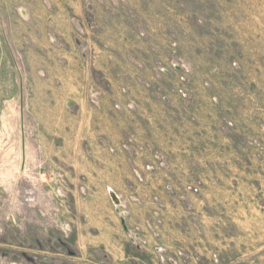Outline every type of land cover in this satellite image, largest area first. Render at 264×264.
<instances>
[{"label": "rangeland", "instance_id": "rangeland-1", "mask_svg": "<svg viewBox=\"0 0 264 264\" xmlns=\"http://www.w3.org/2000/svg\"><path fill=\"white\" fill-rule=\"evenodd\" d=\"M72 49L85 73L55 64ZM84 98L96 112L79 115ZM147 173L170 192L195 178L184 189L226 221L232 264H264V0H0V264H85L62 225L77 197H94L107 238L144 245L108 188ZM163 223L156 208L144 226Z\"/></svg>", "mask_w": 264, "mask_h": 264}, {"label": "crops", "instance_id": "crops-1", "mask_svg": "<svg viewBox=\"0 0 264 264\" xmlns=\"http://www.w3.org/2000/svg\"><path fill=\"white\" fill-rule=\"evenodd\" d=\"M78 5L82 7L81 3ZM53 55L57 57L56 65L62 64L59 58L66 57L72 59V64L77 65L80 71L85 73L83 55L79 51L73 49L63 50L62 53L55 51ZM80 102L79 115L85 116L88 112H96L95 108L89 107L86 98ZM104 107H109L108 100L105 101ZM99 116L102 121H112L106 114ZM146 177L151 179L146 186H126L120 194V199L128 204L127 227L133 229L140 227L141 235L146 241L144 245L131 243L122 237L107 238L105 224L96 218L94 197L85 196V205H81L84 201L77 197L76 213L73 216L63 215L66 219L63 218L62 225L69 224L73 227L74 234L78 235L79 239L77 244H81L80 248H85L83 263L104 264V260L109 259L113 264H124L126 257L129 259L139 257V264H212V255L216 249L220 250L221 264L234 262L236 250L231 244L233 238L226 233L224 218L212 214L207 209L206 199L198 193L184 189L187 185L196 184L195 178L188 174L173 176L174 189L170 192L166 190V185L170 183L166 174L160 176L159 173H147ZM154 194L159 196V202L154 201ZM156 208L161 209L164 223L149 231L144 226L145 219ZM119 221L123 232L126 233L121 219ZM113 227L116 228L115 223ZM65 242L62 241L63 245L68 243ZM158 247H162L164 251L159 252ZM178 248L184 251L183 255H177ZM70 260L75 264L73 258Z\"/></svg>", "mask_w": 264, "mask_h": 264}, {"label": "built area", "instance_id": "built-area-1", "mask_svg": "<svg viewBox=\"0 0 264 264\" xmlns=\"http://www.w3.org/2000/svg\"><path fill=\"white\" fill-rule=\"evenodd\" d=\"M157 159H158V157H157ZM159 164H162V162H159ZM149 168H151V170L154 169L152 165H149ZM137 178L139 180H143L142 179V176L139 173L137 175ZM116 212L119 214L120 219L121 218H124L125 219L124 213L118 207L116 208ZM155 214L158 215L156 212H155ZM149 226H150V224H149ZM126 231H127L128 234L131 235L130 236L131 240L136 241V239H139V237H140L139 234L138 233H133L132 230H131V228H128L127 227V230Z\"/></svg>", "mask_w": 264, "mask_h": 264}, {"label": "bare ground", "instance_id": "bare-ground-1", "mask_svg": "<svg viewBox=\"0 0 264 264\" xmlns=\"http://www.w3.org/2000/svg\"><path fill=\"white\" fill-rule=\"evenodd\" d=\"M108 193L110 194L112 201L116 204L115 206H118L119 204H121V199L114 189H112L111 187L108 188Z\"/></svg>", "mask_w": 264, "mask_h": 264}, {"label": "water", "instance_id": "water-1", "mask_svg": "<svg viewBox=\"0 0 264 264\" xmlns=\"http://www.w3.org/2000/svg\"><path fill=\"white\" fill-rule=\"evenodd\" d=\"M121 222H122L124 229L127 230L126 220L124 218H121Z\"/></svg>", "mask_w": 264, "mask_h": 264}]
</instances>
